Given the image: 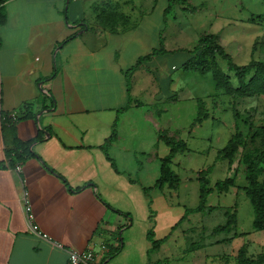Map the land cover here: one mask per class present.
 <instances>
[{
	"label": "crops",
	"instance_id": "1",
	"mask_svg": "<svg viewBox=\"0 0 264 264\" xmlns=\"http://www.w3.org/2000/svg\"><path fill=\"white\" fill-rule=\"evenodd\" d=\"M126 1L2 4L6 20L0 25V264H65L67 251L86 249L97 254L93 264H129L120 257L133 239L122 236L135 224L144 233L137 247L140 263L148 264L149 254L164 246L180 222H192L191 213L181 221L187 206L172 199L182 182L173 168L180 152L172 158V169L180 178L177 189L154 187L160 159L170 148L157 133L165 127L142 109L180 91L179 86L171 88L180 76H173L175 63L166 59L178 57L182 66L191 54L164 47L166 53L135 67L138 58L159 46L161 34L157 46L143 47L136 32L139 18L132 21L133 16L121 10ZM119 9L120 18L113 14ZM159 58L165 62L156 65ZM187 97L192 99V93ZM12 111L18 117L13 130L3 128L2 117ZM152 122L158 130L149 133ZM114 126L116 138L106 147ZM175 131L168 135L185 141ZM134 138L143 148L132 149ZM15 139L31 142L34 154L10 166L5 155L14 149ZM32 224L49 239L35 234ZM150 230L154 240L164 239L155 250L147 239ZM255 235L224 242L203 235L184 250L191 253V264H235L246 241L249 256L264 251V240L255 242Z\"/></svg>",
	"mask_w": 264,
	"mask_h": 264
},
{
	"label": "rangeland",
	"instance_id": "2",
	"mask_svg": "<svg viewBox=\"0 0 264 264\" xmlns=\"http://www.w3.org/2000/svg\"><path fill=\"white\" fill-rule=\"evenodd\" d=\"M122 4L121 10L131 14L132 21L139 18L136 32L142 37L143 47L157 46L160 32V41L165 48L184 51L192 49L200 35L215 33L236 64H246L251 59L264 60V0L171 2L167 13H164V9L168 6L169 0H127L126 4ZM114 11L113 14L118 13L117 17L120 18V9ZM178 59L175 57L173 61L170 58L166 60L175 63L173 76H180L174 79L175 83L171 88L179 86L180 91L173 97L167 98L164 95L163 100L142 107L143 110L151 112L159 126L165 127L164 130L160 129L157 132L159 135L170 136L168 134L171 131L179 129L175 131L176 134L187 143V148L176 156L177 164H173L182 182L179 195H173L172 199L181 201L187 208L195 207L198 203L197 176L200 171L206 169L210 186L213 187L215 181L227 176L235 180V185L230 186L226 192L217 190L211 192L207 197V205L213 206V209L206 208L201 212H193L190 215L192 222L188 220L180 222L164 246L149 254L148 264L156 261L159 264H191L192 255L184 249L190 247L189 242L198 243L201 236H209L214 226L223 223L224 211L227 208L235 209L237 212V232L245 233L243 237L256 234L253 236L255 242L264 240V230L255 231L252 228L253 207L242 189L246 184L241 160L245 150L239 148L230 166L226 160L217 159V150L226 144L236 130L247 137L246 123L264 126V95L240 97L229 94L224 89L216 87L210 73L205 75L186 73L183 76L185 71L182 70ZM162 62L165 61L159 58L155 64ZM219 66L230 75L235 86L236 79L227 70L225 62L219 60ZM188 77L190 80L192 77V84ZM165 89L166 86L162 84L161 90ZM188 93H192V99L184 98ZM157 130L152 122L146 131L151 133ZM129 144L133 150L143 148V145L137 146L135 138L132 144ZM138 157L143 161L142 155ZM162 231H165V228H161L160 232ZM143 234L140 224H135L122 236L124 240L132 238L133 242L127 244L120 259L128 261L129 264H141L137 247L141 244ZM222 237L224 234L211 236L213 241ZM173 239L175 242L170 243ZM249 242L246 241L243 246L246 247ZM172 244L175 245L173 250L165 252L164 248ZM252 250L255 252L258 249ZM166 256L169 257V261L163 260Z\"/></svg>",
	"mask_w": 264,
	"mask_h": 264
},
{
	"label": "trees",
	"instance_id": "3",
	"mask_svg": "<svg viewBox=\"0 0 264 264\" xmlns=\"http://www.w3.org/2000/svg\"><path fill=\"white\" fill-rule=\"evenodd\" d=\"M4 1L0 0V25L6 20V14L2 6ZM171 2L185 3L186 0H169V4L164 9V13L168 12ZM252 19L254 20V18ZM72 37H74V34L70 35L63 42L68 41ZM184 51L191 54V57L182 64L181 68L183 71L200 75L210 73L216 87L224 89L229 94L240 97L264 95V60L251 59L246 64H236L230 54L221 45L219 37L215 33H204L200 35L192 49H186ZM166 52L160 41L157 48L152 49L148 54L138 58L135 67H138L142 62L150 61L156 55ZM219 60L224 61L227 70L233 74V77L236 79L235 86L231 82L230 75L220 68ZM14 124L15 122H11L7 118L2 120L3 128L13 130ZM246 124L248 125L247 137H244L239 130H236L226 144L217 150V159L226 160L230 166L239 148L245 150L241 160L244 166L243 171L246 184L242 186V189L253 207L254 217L252 228L255 231H262L264 230V126H254L252 123ZM115 138L116 131L114 126V130L106 142V147ZM159 139L169 146L170 151L167 156L160 159V174L154 187L159 189L164 187L177 189L180 178L172 169V158L177 152H182L186 149V143L181 139L166 135H159ZM30 143L14 140V149L6 151L5 155L10 166H14L22 162L25 157L34 154L29 150ZM197 181L198 203L193 208L185 209L181 221L190 213L201 212L206 208L209 210L213 209V206L207 205L208 195L214 190L226 192L230 186L235 185V180L227 176L224 179L215 181L213 187L210 186L207 169L198 173ZM108 207L112 209L109 205ZM116 212L123 214L119 210H116ZM224 215L225 221L210 230L209 236L214 237L218 234H224V237L215 239V242L230 241L235 237L246 235L245 233L237 232V212L235 209L230 210V208H227L224 211ZM147 239L152 243V250L158 248L159 244L164 240H154L151 230L147 233ZM117 252L118 250L114 251L113 254ZM235 264H264V251L257 255L249 256L246 247L241 246L236 253Z\"/></svg>",
	"mask_w": 264,
	"mask_h": 264
},
{
	"label": "built area",
	"instance_id": "4",
	"mask_svg": "<svg viewBox=\"0 0 264 264\" xmlns=\"http://www.w3.org/2000/svg\"><path fill=\"white\" fill-rule=\"evenodd\" d=\"M5 118L9 119L11 122H16L17 118H18L17 112L12 111V112L5 114L2 117V120ZM16 170L19 171L20 166H17ZM25 212H26V216H27V219L29 220V222H32L33 221V214L31 212L30 206H26ZM31 229L39 237L44 238V239H49L46 234H43L40 230H38V227L36 224H32ZM54 245H56L59 248H63L62 244H60V243L54 242ZM67 254H68V257H67L65 264H93V262L97 258V254L92 249H86V250H82V251L69 250V251H67Z\"/></svg>",
	"mask_w": 264,
	"mask_h": 264
}]
</instances>
